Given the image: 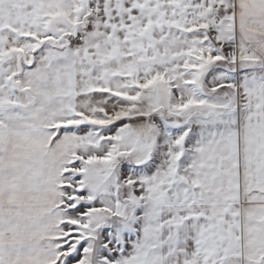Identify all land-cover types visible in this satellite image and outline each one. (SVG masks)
Wrapping results in <instances>:
<instances>
[{
    "label": "snow or ice",
    "instance_id": "6c2138e0",
    "mask_svg": "<svg viewBox=\"0 0 264 264\" xmlns=\"http://www.w3.org/2000/svg\"><path fill=\"white\" fill-rule=\"evenodd\" d=\"M0 264H264V0H0Z\"/></svg>",
    "mask_w": 264,
    "mask_h": 264
}]
</instances>
